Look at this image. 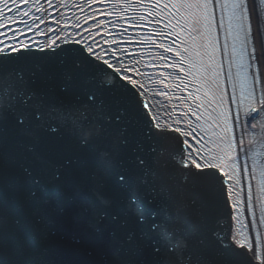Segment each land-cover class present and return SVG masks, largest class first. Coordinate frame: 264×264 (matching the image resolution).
<instances>
[{
  "label": "snow or ice",
  "instance_id": "obj_1",
  "mask_svg": "<svg viewBox=\"0 0 264 264\" xmlns=\"http://www.w3.org/2000/svg\"><path fill=\"white\" fill-rule=\"evenodd\" d=\"M257 129L264 0H0V264H264Z\"/></svg>",
  "mask_w": 264,
  "mask_h": 264
},
{
  "label": "water",
  "instance_id": "obj_2",
  "mask_svg": "<svg viewBox=\"0 0 264 264\" xmlns=\"http://www.w3.org/2000/svg\"><path fill=\"white\" fill-rule=\"evenodd\" d=\"M220 201H221V212L226 216L227 215V205L224 203V197L221 195L220 197Z\"/></svg>",
  "mask_w": 264,
  "mask_h": 264
}]
</instances>
